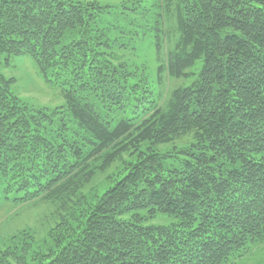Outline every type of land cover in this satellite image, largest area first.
I'll return each instance as SVG.
<instances>
[{
	"label": "trees",
	"instance_id": "obj_1",
	"mask_svg": "<svg viewBox=\"0 0 264 264\" xmlns=\"http://www.w3.org/2000/svg\"><path fill=\"white\" fill-rule=\"evenodd\" d=\"M109 9L0 0V69L30 57L65 99L60 108H32L0 73L1 197L66 192L123 139L106 159L127 149L135 156L81 219L52 229L54 248L36 264H228L264 245V0H178L179 38L166 71L177 78L196 62L200 69L163 109L127 63L115 61L122 45L97 18ZM188 134L182 148H156ZM156 215L172 221L145 223ZM28 251L22 243L0 248V264H29Z\"/></svg>",
	"mask_w": 264,
	"mask_h": 264
},
{
	"label": "rangeland",
	"instance_id": "obj_2",
	"mask_svg": "<svg viewBox=\"0 0 264 264\" xmlns=\"http://www.w3.org/2000/svg\"><path fill=\"white\" fill-rule=\"evenodd\" d=\"M70 1L109 6L108 15L97 17L100 24L98 26L102 30L106 28L109 37H117L122 49L114 48L115 61L127 63L135 74L134 80L141 82L152 93V101L156 107L163 109L176 89L183 88L194 80L200 69L199 62L185 69V77H171L166 71L168 53L173 50L179 38L175 18L178 0ZM0 73L12 79L10 90L13 95L32 108L52 110L65 103L63 89L58 85L48 84L30 57L19 55L10 58L7 67L1 68ZM102 106L105 110L111 108L109 105ZM112 111L114 118L111 115L108 119L118 120L119 112ZM151 112L150 110L149 113ZM72 129L79 132L75 126ZM128 140L117 142L114 147L110 146L105 153L91 160L84 171L68 181L66 192L59 187L49 196L30 198L24 202L4 200L0 195V248L5 250L22 243L29 248L27 263L41 262L43 255L54 248L50 237L52 229L64 219H81L83 211L95 205L103 193L121 177L126 165L135 158L132 150L127 149L106 159L111 154L110 151ZM192 140V134H188L156 148L162 152H170L171 148H182ZM145 147L144 144L140 149ZM172 163L174 162L169 161L166 165L172 166ZM139 214L145 217L144 212ZM170 221L172 219L165 215H156L145 223L161 224ZM33 259L35 262H31ZM228 264H264V245L253 248Z\"/></svg>",
	"mask_w": 264,
	"mask_h": 264
}]
</instances>
